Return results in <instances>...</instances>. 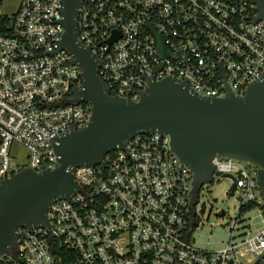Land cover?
<instances>
[{
  "label": "built area",
  "instance_id": "2783aa9c",
  "mask_svg": "<svg viewBox=\"0 0 264 264\" xmlns=\"http://www.w3.org/2000/svg\"><path fill=\"white\" fill-rule=\"evenodd\" d=\"M6 1L0 0V183L25 168L55 169L53 141L84 128L91 115L89 104H64L82 78L59 49L61 0H19L11 15L1 10ZM257 15L250 0H82L76 35L99 61L98 77L111 96L136 102L147 79L172 78L201 97L223 98L227 87L242 97L264 75V21L255 22ZM13 145L25 150L23 162ZM104 162L74 168L80 191L48 207V228L18 229L0 264H264L256 169L211 160L239 197L225 246L208 251L192 238L203 224L196 204L191 215V171L168 136L136 135ZM254 209L263 225L250 231L241 216Z\"/></svg>",
  "mask_w": 264,
  "mask_h": 264
},
{
  "label": "water",
  "instance_id": "95a60500",
  "mask_svg": "<svg viewBox=\"0 0 264 264\" xmlns=\"http://www.w3.org/2000/svg\"><path fill=\"white\" fill-rule=\"evenodd\" d=\"M81 1L61 0L64 32L59 49L70 55L82 78V88L74 89L64 104H89L90 119L81 130L55 138V169L35 172L25 168L0 183V257L12 252L18 229L48 228V207L80 191L74 168H104L107 154L123 149L139 134L170 138L172 152L191 171L192 216L200 188L211 184L213 175L219 176L214 173L213 158L255 167L264 200V75L242 97L228 87L223 98L201 97L172 78L147 79L136 102L111 96L98 77L99 61L77 41L76 15ZM250 1L256 5L255 22L264 21V0ZM158 54L165 56L161 41ZM234 190L233 184L230 196ZM223 215L222 210L217 214Z\"/></svg>",
  "mask_w": 264,
  "mask_h": 264
},
{
  "label": "rangeland",
  "instance_id": "374dc122",
  "mask_svg": "<svg viewBox=\"0 0 264 264\" xmlns=\"http://www.w3.org/2000/svg\"><path fill=\"white\" fill-rule=\"evenodd\" d=\"M19 0H7L1 10L6 15H11L16 10ZM13 152L16 154L18 161L23 162L25 150L13 145ZM241 166L247 171L255 170V167L246 163L240 162ZM233 185V180L229 177L216 176L213 182L209 185H204L200 188L198 199L195 205L196 220L201 222L203 226L198 228L192 234L195 246L208 251L220 250L225 246L227 238L230 234L228 226L231 224L239 193L233 196L229 195V191ZM258 198V196H257ZM223 210V217L217 214ZM245 219V225H249L250 231H257L262 227V217L258 210L254 209L246 216H241Z\"/></svg>",
  "mask_w": 264,
  "mask_h": 264
}]
</instances>
